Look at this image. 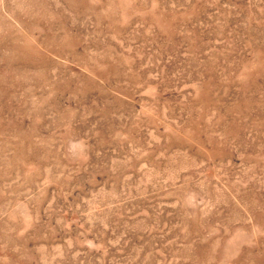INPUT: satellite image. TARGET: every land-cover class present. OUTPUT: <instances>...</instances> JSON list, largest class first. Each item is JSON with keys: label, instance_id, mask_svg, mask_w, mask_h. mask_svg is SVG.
Wrapping results in <instances>:
<instances>
[{"label": "rangeland", "instance_id": "1", "mask_svg": "<svg viewBox=\"0 0 264 264\" xmlns=\"http://www.w3.org/2000/svg\"><path fill=\"white\" fill-rule=\"evenodd\" d=\"M0 264H264V0H0Z\"/></svg>", "mask_w": 264, "mask_h": 264}]
</instances>
